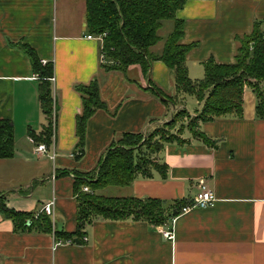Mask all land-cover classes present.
I'll return each instance as SVG.
<instances>
[{
    "label": "crops",
    "instance_id": "crops-1",
    "mask_svg": "<svg viewBox=\"0 0 264 264\" xmlns=\"http://www.w3.org/2000/svg\"><path fill=\"white\" fill-rule=\"evenodd\" d=\"M176 18L185 23L183 43L194 46L186 59L188 75L199 81L209 60L233 64L241 40L256 24L264 32V0H189ZM173 27V21L164 23L152 53L162 52ZM88 36L85 0H0V119L12 121L15 142L14 156L0 159V196L9 208L36 218L54 202L49 217L57 231L77 227L74 172L93 171L123 134H148L170 122L177 110L188 112L191 106L195 111L188 113L195 117L193 112L202 109L197 99L194 106L190 95L177 93L164 62L154 61L148 76L140 65L125 72L107 70L101 42ZM20 44L30 46L40 64L54 65L48 79L55 109L50 144L40 138L48 126L41 79ZM94 80L104 108L89 120L84 154L76 159L72 155L82 150L76 120L83 102L75 87ZM150 82L176 97L177 105L147 91ZM257 102L247 88L242 118L201 123L200 137L184 127L178 135L183 142L165 143L152 156L168 166L166 179L157 171L151 177L139 174L131 186L113 187L122 190L109 195L189 205L207 181L217 198L214 207L194 209L163 226L96 220L80 243L71 245H58L62 239L36 229L16 231L0 211V264H264V119L256 112ZM40 144L49 147L48 154L36 151ZM168 230L173 239L165 236Z\"/></svg>",
    "mask_w": 264,
    "mask_h": 264
},
{
    "label": "trees",
    "instance_id": "trees-1",
    "mask_svg": "<svg viewBox=\"0 0 264 264\" xmlns=\"http://www.w3.org/2000/svg\"><path fill=\"white\" fill-rule=\"evenodd\" d=\"M85 1L88 33L103 38L102 53L108 60V64L103 67L110 71L125 72L132 65H140L144 75L148 76L154 61L164 62L174 74L177 93L192 95L202 103V109L192 119L195 122L192 126L197 127V130L204 122L227 116L242 118L247 88L255 93L258 101L256 112L259 118L264 119V32L260 24H256L253 32L241 40L233 64H219L209 60L205 63L204 79L194 81L189 77L186 67L187 55L194 46L183 43L185 23L176 18V13L189 0ZM166 21H173V31L166 38L162 52L156 55L152 53V48L160 42L159 31ZM19 46L31 57L34 71L41 79L40 101L48 126L40 138L50 144L54 137L55 109L52 86L48 79L54 75V65L52 62L40 64L30 46ZM75 90L81 95L83 102L82 113L76 120L78 148L82 149L76 159H81L87 124L104 105L96 80L88 85H77ZM147 91L167 105H177L176 97L168 96L152 82ZM181 116L190 115L185 109L177 110L170 122L148 134H123L102 155L93 171L74 172V192L78 199L77 227L74 232L55 230L51 218L45 214L36 218L34 213L9 208L5 196H0V211L13 222L16 231L36 229L40 233L53 234L57 239L73 241L80 240L87 226L96 220H133L145 221L153 226L165 225L181 215L182 209L188 204L176 201L172 206H166L165 202L158 199L107 197L97 194V191L107 187H129L139 174L151 177L152 171L159 172L166 179L168 166L158 163L156 159L153 162L146 158L159 153L165 143L183 142L178 135H167L169 129L176 127ZM189 130L194 131L193 128ZM193 134L200 137L199 132ZM14 146L12 121L0 119V159L12 158ZM137 153H140V162L137 161ZM147 163L149 167L144 166ZM83 186L90 187L92 194L83 192Z\"/></svg>",
    "mask_w": 264,
    "mask_h": 264
},
{
    "label": "built area",
    "instance_id": "built-area-1",
    "mask_svg": "<svg viewBox=\"0 0 264 264\" xmlns=\"http://www.w3.org/2000/svg\"><path fill=\"white\" fill-rule=\"evenodd\" d=\"M89 40L92 39H98L103 47V38L102 36H94V35H90L88 36ZM106 57L105 55L102 56V61L105 62ZM44 64L46 65V63L44 62ZM36 151L40 154H48L49 152V147L45 144H40L37 146ZM79 153H76L72 156H76ZM52 158H54L55 154L53 153V155H51ZM82 191L84 192H89V187L88 186H84ZM217 202V198L215 195L214 190H212L207 181H203L199 186H198V191L197 194L195 196V198L193 199V201L191 202V204L185 206L182 211L181 214H186L194 209H209L215 206ZM53 209H54V202H50L48 204H46L43 209H42V213L46 214L47 216H53ZM176 218L172 219L173 224L175 223ZM165 236L168 239H173L174 238V233L172 234V231L168 230L167 232H165ZM84 241H87V239L85 238ZM58 242V241H57ZM58 245L61 244H75V242L73 240H59V242L57 243Z\"/></svg>",
    "mask_w": 264,
    "mask_h": 264
},
{
    "label": "rangeland",
    "instance_id": "rangeland-1",
    "mask_svg": "<svg viewBox=\"0 0 264 264\" xmlns=\"http://www.w3.org/2000/svg\"><path fill=\"white\" fill-rule=\"evenodd\" d=\"M171 23V21H166L165 22V24H170ZM190 99H188L189 100V103H193L194 104V106H196V98L194 97V96H191L190 95V97H189ZM187 110H188V112H190L191 113V110L192 111H195L194 110V108H192L191 106H189L188 108H187ZM193 114L194 115H196L197 114V112H193ZM194 117L193 116H189V117H186V116H181V117H179V122H178V124L176 125V127H174L173 129H169V131H168V133H167V135H169L170 137H173V135H175V136H177V135H180V133H181V131H182V129L185 127V128H187V129H192L193 128V130L194 131H191L192 133L194 132H199V130H197L196 128L197 127H195V126H192L193 125V123H195L192 119H193ZM145 140V139H144ZM158 140V139H157ZM151 160V161H155V158H153V157H151V156H147V158H146V160ZM144 163H145V161H144ZM148 166L149 167V164L147 163V164H145L144 166ZM84 187V186H83ZM83 187H82V189H83ZM109 188V189H108ZM118 188H120V187H118ZM107 190V191H106ZM116 190H122V189H113V187H107V188H105V189H101V190H99V191H97V194H99V195H103V196H106L107 194H108V196L107 197H111V196H109V195H118V194H116L115 193V191ZM84 192V191H83ZM85 193H91L92 194V190L90 189V187H89V192H85Z\"/></svg>",
    "mask_w": 264,
    "mask_h": 264
},
{
    "label": "water",
    "instance_id": "water-1",
    "mask_svg": "<svg viewBox=\"0 0 264 264\" xmlns=\"http://www.w3.org/2000/svg\"><path fill=\"white\" fill-rule=\"evenodd\" d=\"M75 243H76V244H79L80 242H79V240H75Z\"/></svg>",
    "mask_w": 264,
    "mask_h": 264
}]
</instances>
